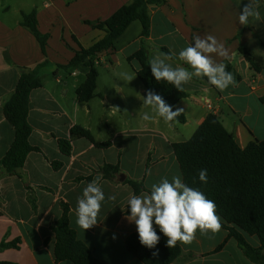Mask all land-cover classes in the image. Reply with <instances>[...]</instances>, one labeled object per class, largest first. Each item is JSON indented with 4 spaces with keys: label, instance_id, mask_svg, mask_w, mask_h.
<instances>
[{
    "label": "crops",
    "instance_id": "0c3cea01",
    "mask_svg": "<svg viewBox=\"0 0 264 264\" xmlns=\"http://www.w3.org/2000/svg\"><path fill=\"white\" fill-rule=\"evenodd\" d=\"M130 2L39 0L28 12L10 14L9 6L0 0V160L14 138L13 128L3 115L4 103L13 93L22 69L38 68L41 80V87L30 93L27 113L31 127L28 142L38 152L27 154L23 166L13 174L0 165V243L14 244L0 249V262L71 264L55 262L50 229L61 215L60 204L65 203L69 226L97 260L104 264H142L124 245L125 238L137 231L135 223L126 219L130 215L128 200L132 195L150 193L151 185L163 177L170 182L173 176L181 177L172 144L187 141L209 113L217 116L240 148L264 140V69L256 73L238 51L245 47L264 61V0H167L163 5L150 6L148 37H141V24L133 21L115 41L113 51L98 55L96 64L108 62L112 68L107 90L99 89L101 71L97 72L95 96L88 102L78 101L75 89L88 72L86 66L78 64L70 68L71 74L73 78L81 74L83 80L72 84L73 95L69 102L65 100L68 90L56 89L61 83L59 67L68 63L78 45L86 49L104 36L102 30L91 25ZM246 4L259 11L260 19L251 16L247 25H241L239 16ZM32 10L36 11L38 31L48 35L45 56L35 38L20 25L21 14ZM208 34L227 50V58L211 55L227 66L235 84L221 91L207 77L193 76L183 86L187 96L177 103V108L184 109V124L166 121L144 104L148 92L135 74L136 61L137 66L117 72L122 61L128 63L127 58L140 47L145 49L148 62L155 56L163 58L166 54L161 48H165L171 54L166 63L192 71L179 59V52L194 46L195 36L204 39ZM43 67L55 68L52 79L44 71L40 76ZM145 113L150 120L143 119ZM73 126L89 131L96 143L108 142L109 146L98 148L85 138L71 139ZM59 139L70 140L69 155L61 153ZM53 162L61 166L55 169ZM105 165H118L119 172L105 178L101 172ZM98 176L106 199L97 224L83 230L76 224L77 198ZM127 181L141 183L144 191L134 194ZM109 196H115V200L107 199ZM227 234L222 226L216 233L202 235L197 231L191 244L177 242L182 253L171 264H256ZM245 238L252 247L259 246L256 237Z\"/></svg>",
    "mask_w": 264,
    "mask_h": 264
},
{
    "label": "trees",
    "instance_id": "16d2710c",
    "mask_svg": "<svg viewBox=\"0 0 264 264\" xmlns=\"http://www.w3.org/2000/svg\"><path fill=\"white\" fill-rule=\"evenodd\" d=\"M166 1L131 0L128 5L121 6L104 21L91 25L102 30L104 36L86 49L78 45V50L75 51L68 63L59 67L68 70L78 64H83L88 68L84 82L75 89L78 101L88 102L95 96L98 76L95 62L98 55L113 51L115 41L133 21H138L141 24V37H148L150 27L148 8L163 5ZM86 24L89 23L86 22ZM20 25L35 38L41 54L45 56L48 35L38 31L36 11L22 13ZM73 40H75L74 37ZM161 50L171 57L167 49L161 48ZM238 51L256 73L264 69L263 59L253 55L245 47H239ZM127 61L138 63L135 74L145 90L160 95L166 104L172 106L173 111L177 109V103L187 96L183 89L179 91L172 84L155 80L143 47L129 56ZM37 69L21 70L13 93L2 107L4 118L14 131L13 142L0 160V165L9 174L15 173L23 166L27 154L33 151L38 152V149L32 147L28 142L31 127L27 121L30 93L41 87ZM261 101H264V97L261 98ZM173 121L184 124L185 115L182 113ZM70 136L71 139L85 138L98 148L109 146L108 142L96 143L89 131L79 126L71 127ZM57 143L61 153L69 155L70 140L59 139ZM172 148L182 181L187 186L198 189L208 199L215 202L216 214L223 221L221 226L228 232L227 237L233 238L237 242L250 261L264 264V140L252 141L246 147L240 148L233 135L223 127L217 116L209 113L187 141L174 143ZM60 166V163L53 162L55 169ZM202 169L207 170V183L199 180V172ZM101 172L105 178H109L117 174L119 168L118 165H105ZM127 184L132 188L134 194L144 191L143 185L139 182L127 181ZM60 206L61 215L50 227L54 237L53 256L55 262L104 264L93 256L91 250L76 237L74 230L69 226L68 205L61 203ZM156 232L160 236V240L153 248L143 246L136 231L125 238L126 250L142 264L173 263L181 256V248L178 244L169 248L167 238L163 233L159 229H156ZM246 236L256 237L259 246L254 248L249 245ZM12 246H14L13 243H0V249ZM221 247L222 245L218 249ZM154 252L158 255L154 256ZM0 264L12 263L0 262Z\"/></svg>",
    "mask_w": 264,
    "mask_h": 264
},
{
    "label": "clouds",
    "instance_id": "9594fccd",
    "mask_svg": "<svg viewBox=\"0 0 264 264\" xmlns=\"http://www.w3.org/2000/svg\"><path fill=\"white\" fill-rule=\"evenodd\" d=\"M260 19L259 11H255L251 4H246L239 16L241 25H247L249 17ZM211 54L221 58H227L228 52L213 35L206 38L194 37V46L190 45L179 52V59L189 65L192 71L184 67L173 68L163 58L155 56L149 61L151 73L156 81H165L181 91L183 86L189 83L193 76L207 77L208 82L217 89L223 91L229 85H234L235 80L226 65L218 63ZM130 81L134 78L127 76ZM144 104L151 106L157 114L166 121H173L181 115L183 108L172 110V106L166 104L160 95L149 91ZM144 120L151 117L145 113ZM100 177L89 182L84 187L82 196L77 198L76 224L83 230H88L97 224V217L102 202L106 196L99 184ZM199 180L207 183V170L199 172ZM115 200V196L107 197ZM130 215L126 217L134 222L140 243L153 248L160 240L156 227L167 238V246L173 248L177 242L191 244L196 238V232L202 235L209 232L216 233L221 228L220 217L216 214V204L208 199L201 191L187 186L179 175L173 176L171 182L163 177L159 183L151 185L150 193L132 195L128 200ZM158 255V253H153Z\"/></svg>",
    "mask_w": 264,
    "mask_h": 264
},
{
    "label": "rangeland",
    "instance_id": "374dc122",
    "mask_svg": "<svg viewBox=\"0 0 264 264\" xmlns=\"http://www.w3.org/2000/svg\"><path fill=\"white\" fill-rule=\"evenodd\" d=\"M4 5L9 6V11L10 14L13 13L14 11H16L15 13H19V11H24V12H28L29 10H31L34 6H36L37 4H39V0H2ZM14 13V15H15ZM130 50V49H129ZM129 50L127 49L125 51L126 54L129 53ZM122 61V58H120ZM105 65H107L108 68H105ZM133 66H137V63L135 61L132 62H128L126 63L125 61H122V65L119 66L117 68V72L121 71L123 68L125 69H130L133 68ZM55 68H50V67H43L41 68V72L40 76L43 75V71L45 72V74L48 75L49 79H52V70H54ZM96 69L97 72L101 71V74L99 75L98 78V87L99 89H105L107 90L110 80H111V75H112V71H111V67L109 66V63H101V64H97L96 65ZM71 69L69 70H62L59 69V74H60V79H61V83L59 85H57V91L60 92L62 91V89L66 88L68 90V94L65 97V100L67 102L70 101L72 95H73V89H72V84H76L78 85L79 83L82 82L83 80V75L78 74L79 77L78 78H73L72 74H71ZM108 71V72H107ZM76 79V80H75ZM74 81H76L77 83H75ZM61 89V90H60ZM98 101V100H97Z\"/></svg>",
    "mask_w": 264,
    "mask_h": 264
}]
</instances>
